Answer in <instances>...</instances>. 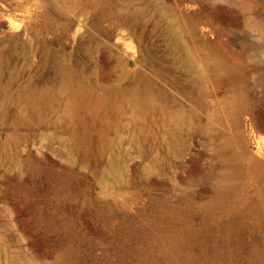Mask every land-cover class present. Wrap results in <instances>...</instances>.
I'll list each match as a JSON object with an SVG mask.
<instances>
[{
	"label": "rangeland",
	"instance_id": "1",
	"mask_svg": "<svg viewBox=\"0 0 264 264\" xmlns=\"http://www.w3.org/2000/svg\"><path fill=\"white\" fill-rule=\"evenodd\" d=\"M0 264H264V0H0Z\"/></svg>",
	"mask_w": 264,
	"mask_h": 264
},
{
	"label": "bare ground",
	"instance_id": "2",
	"mask_svg": "<svg viewBox=\"0 0 264 264\" xmlns=\"http://www.w3.org/2000/svg\"><path fill=\"white\" fill-rule=\"evenodd\" d=\"M218 9L219 10H222L221 7H218ZM160 10L163 13H165V10L164 9L161 8ZM184 51L186 53V59H187V61L191 65L195 66L199 62V59H197L196 55L191 50H189L188 48H184ZM34 94H35V92H34Z\"/></svg>",
	"mask_w": 264,
	"mask_h": 264
}]
</instances>
